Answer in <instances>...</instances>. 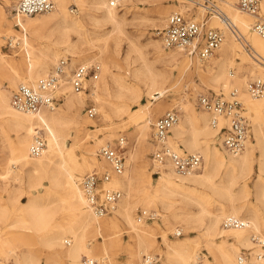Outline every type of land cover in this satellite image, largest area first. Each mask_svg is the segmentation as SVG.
I'll use <instances>...</instances> for the list:
<instances>
[{
  "label": "bare ground",
  "instance_id": "1",
  "mask_svg": "<svg viewBox=\"0 0 264 264\" xmlns=\"http://www.w3.org/2000/svg\"><path fill=\"white\" fill-rule=\"evenodd\" d=\"M68 1H73L79 6L78 11L82 13L81 16L91 17L94 33H99L98 35L104 38L109 35V55L107 50L103 47H96L93 42L96 48L92 55L77 56L82 61L81 64L98 61L97 64L101 66L103 77L101 81H98L100 76L98 79H90L86 90L76 92L70 81L72 73L68 75L69 81L63 76L56 90L59 96L58 90L62 88L64 95L62 105L55 108H43L39 112H27L16 108L12 104L11 90L0 86V119L3 125L14 131L16 135L13 145L9 148V154L5 158L6 171L1 176L5 181V186L13 184L11 186L14 187V192L25 193L28 197L27 202L20 203L19 196L11 195L8 204H0V239L6 242L8 239L5 237L12 233L17 236L18 241L22 240L24 244H31V239H37L47 248L44 253L45 262L42 261V252H44L42 249L38 252L29 248L16 253V264H62L65 261L68 264H85L84 255L85 258L105 260L109 259L111 252L113 253L122 246V236L116 226L125 223L132 233L131 240L133 241L130 245L129 264H144L145 257L142 261V255L157 256L159 262V256L151 253L154 250H160L157 246V236L149 231V228H152L150 224L135 216L136 206L131 200L135 192L132 168L118 174L111 164L99 154V149L104 145L105 140L109 135L114 134V132L109 133V129L115 124L114 116H120L126 108L116 106L117 114H113L114 112L108 105L101 102V91L108 84L109 88L114 89L117 98L131 95L135 101H140L143 96L141 92V85H143L146 96L156 100V102L149 101L144 105V115L131 131L142 140L139 153L140 156H144L146 151L144 145L148 142L153 123L152 110H161L162 105L157 101L165 98L186 73L193 71L203 79L207 77L206 83L210 87L227 89L232 79L237 80L235 78L240 71H247L251 76L255 75L257 69L264 71V37L258 34L252 25V16H257L242 9L238 0H219V5L225 11L218 4L216 6L229 22L223 21L220 17H214L210 19V25L215 26L212 24L213 21H219L224 26L222 28L224 33L229 30L231 34H228L227 40L218 50L219 56L215 57L212 70L210 73L206 72V75L200 64L192 62L181 50L168 49L165 44L163 47L159 39H151L146 45L142 44L139 37L135 38V35L128 32V26L131 24V19L127 16L129 11L122 13V9L112 5L113 0H54L55 9L47 12V15L42 13V15L26 17L16 16V25L21 26L22 31L20 32L22 33L21 35H8L17 37L22 46L21 51L25 54L26 64L14 57L0 55V76L8 80L10 87L17 90L19 81H21L20 84H36L39 79L55 72L52 70V65L58 64L57 68L62 59H65L62 58L59 61L62 55L60 48H66L67 52L70 51L69 49L76 44L73 40L74 35L79 40L92 41V38L88 36V29H84L83 18H74L70 15L66 5ZM116 1L115 4L118 5L122 4V1L124 5L134 2V0ZM177 1V3L160 6L155 10L153 26L166 28L167 18L172 13H190L197 2L201 6L198 12L201 13V10L207 12L206 7L208 6L204 5L205 0ZM10 2L7 0V5H10ZM209 3L212 5L213 2L209 1ZM9 16L8 11L0 7V28L10 26ZM132 17V19L139 17V12L136 10ZM195 18L201 21L204 19L203 17ZM104 25H109V30L106 31V27H102ZM165 28L160 34H163ZM249 29H252L253 33L247 38L245 32L248 34ZM239 34L242 35L243 40L238 42L244 49L246 48L249 56L242 57L241 62L236 61L239 56L237 52ZM244 42L251 46L252 52H250L249 45ZM124 44L127 45L125 65L128 68L129 77L115 70L116 67H121L117 66L112 53L113 51L118 52ZM144 47H151L153 60L148 57ZM156 61L164 62L166 68L156 69L154 65ZM235 64L239 66L234 67ZM25 65L26 68H23ZM21 68L25 70V75ZM240 84L244 88L243 93L241 92L243 101L248 109L255 113L253 133L250 138L248 137L245 149L238 155L232 154L225 148L223 137L217 140L223 128L227 124L230 126L229 118L215 113L213 115L212 112L206 110H198L194 103L195 95L192 99L180 101L182 114H180L179 122L171 129L167 144L180 153H186V151L200 153L203 158L202 165L192 173L180 174L170 160L160 164L155 161L160 176L157 177V185L153 193L144 194L143 199L145 201L144 210L147 212L151 207H157L159 202L164 203L163 212L154 211L153 214L159 215L164 224L176 234L182 233V230L201 228L203 234L209 239L212 238L211 236H232L235 242L246 250L255 251L257 246L252 239L253 234L264 239L262 212V209L264 210V185H261L255 193L257 199L261 201L262 208L257 204H245L250 195L247 184L238 192L235 187L241 181V177L249 174L255 160H258L260 170L264 171V118L262 114L264 102L256 101L258 97L249 94L245 78ZM233 90L238 93L236 88L232 89L228 93L230 96ZM88 99L99 103L98 107L103 118L109 122V127L95 131V136L100 132H103L105 136L94 137L93 144L87 147L89 155L79 159L75 153L76 146L66 147L64 139L67 125L71 120L77 122L78 134L85 132L84 136L89 138L91 133L89 125L96 121H91L82 114ZM215 118L218 119L217 126L213 123ZM37 130L39 133L44 132L42 135L46 141V147L40 155L33 156L30 149ZM256 151L259 154H256ZM130 155L133 157L134 152L130 151ZM94 164L109 170L112 174L109 188L117 187L118 189L119 187L125 192L113 209L112 216L108 215L110 213L100 215L93 212L88 206L82 189L81 180L84 176L81 177V175L93 171ZM44 179L49 180L48 184L43 183ZM24 183L27 185L23 187ZM40 188H43V193H40ZM208 196L217 203L213 211L208 204ZM176 202L179 205L173 208L168 205V203L176 204ZM159 209L158 207L157 210ZM58 215H62V218H58ZM231 216L243 219L247 226L225 228L221 223L223 219L225 221ZM171 219L180 220L182 223L180 228L170 225ZM193 223L200 225L195 226ZM97 235H100L103 240L99 241ZM162 237L166 240L165 234ZM192 242L194 244L191 241L167 243L166 261L163 264H203V259L197 250L199 245L197 241ZM227 242V239L223 240L224 244ZM207 246L213 262L206 261L205 264H239L238 257L241 253L236 247L224 248L223 245H216L213 242H209ZM105 261L109 264V260Z\"/></svg>",
  "mask_w": 264,
  "mask_h": 264
},
{
  "label": "rangeland",
  "instance_id": "2",
  "mask_svg": "<svg viewBox=\"0 0 264 264\" xmlns=\"http://www.w3.org/2000/svg\"><path fill=\"white\" fill-rule=\"evenodd\" d=\"M10 5H7V0H0V7H3L4 9H6L8 11V13L10 14V20H11V24L9 27H3L0 28V55H7L9 57H14L17 60H21L24 62V64H26L25 61V54L24 52H22V46L20 45L18 47V49H12L9 46H7V42L4 39V35H8V34H20L22 32L21 26L20 25H16V12H15V8L17 5L18 0H10ZM177 0H134V2H131L129 4L124 5L123 1L122 4L119 3L118 6H120L119 8L122 9L121 12L124 13L126 10H128L129 12L127 13V16L129 17V19H131V24L130 26H128V32L131 35H135L134 37H139V40L142 44L146 45V43L149 40H153V39H159L161 42V45L164 47V43H163V39L162 36L163 34H160L165 27H160V26H153L154 20L153 17L156 16L155 10L157 8H159L160 6H166L168 4H174L177 3ZM219 5V0H217L216 2ZM67 5V9L70 12V15L74 18H83V23L85 25L84 29H88L87 33L88 36L90 38H92L91 42H87L84 39H78L76 35L73 36V40L75 41V46L71 47L69 50L70 51H66V48L61 47L60 48V52L62 53V55L59 57V61L62 58H65L68 60V65L66 67V76H64L66 80L69 81L68 75H70L72 73V71L75 69V67L78 64H81L82 61L79 60V57H77L78 55H92L93 52L95 51L96 47H103V49L108 51V55H109V35H107L108 37L104 38L102 36H99V33H94L93 30V20L91 19V17L89 15L86 16H81L82 13H80L78 11V7L73 1H68L66 3ZM220 6V5H219ZM200 5H198L197 7L195 5H193V10L189 13V12H185L183 14H185V16H194V17H198V18H206L207 17V12L206 10H201L200 12ZM221 9H223L220 6ZM55 9V8H54ZM53 9V10H54ZM52 10V11H53ZM139 12V17L132 19L133 17V13H135V11ZM190 10V9H189ZM188 10V11H189ZM199 10V12H198ZM224 10V9H223ZM225 11V10H224ZM261 15L264 17V0L261 1V9H260ZM49 13V12H48ZM42 15V14H41ZM43 15H47V12L44 13ZM209 17V15H208ZM253 23L252 25L254 26V23L257 19V17H253ZM168 19V18H167ZM215 26L219 27V28H223L224 26L222 25L221 22L219 21H213V23ZM102 27H106V31L109 30V25H104ZM239 27V26H238ZM27 34V32H25ZM252 29H249L248 34L247 32H245L246 37L248 38V36L252 35ZM228 34H231V31L226 30L225 32V41L227 40V36ZM239 39L237 40V43H239L238 48H237V52L239 53L238 58H236L237 62H241V58L242 57H249L247 54V50L246 48L244 49L240 42V40H243L242 35L239 34ZM264 39V38H263ZM96 45V47L94 46V44ZM244 44H248L247 42H244ZM249 45V44H248ZM223 46V45H222ZM221 46V47H222ZM21 47V48H20ZM250 48V52H252L251 46H248ZM114 49H116V47L114 46ZM169 49V48H168ZM126 50H127V45L124 44L121 46L120 50L117 52L113 51V49L111 51H113L112 53L114 54V60L117 64V66H120L121 68L116 67L115 70L117 72H121L122 74L126 75L129 77V74H127V67L125 65V55H126ZM144 50L147 52L148 57L153 60L154 56L152 53V49L151 47H144ZM174 50V49H171ZM176 50V49H175ZM219 56V51L216 52V54L208 61H200L198 58L194 57L192 58V62L196 63V64H200L203 69L205 70V74L207 75V73H210V71L212 70L211 68L213 67V60L215 59V57ZM185 59V58H184ZM188 59V58H187ZM250 59V58H249ZM92 60V59H91ZM186 61V60H185ZM89 63H99L98 61H91ZM58 65V64H57ZM55 63L52 65V70L55 71L54 69L57 66ZM155 67L158 70H164L166 68L164 62L162 61H156L155 62ZM239 64H235L234 67H238ZM103 67V66H102ZM23 68H26L23 66ZM233 70H237V68H233ZM22 73L25 75V70L21 68ZM207 72V73H206ZM263 74H260V73ZM260 74V75H259ZM50 75V74H49ZM262 76L263 80H264V71H262L261 69H257L255 71V75L251 76L250 73H248L247 71H240L237 73V77L234 80L232 79V83H230V85L227 87V89H220L221 87H219L218 89H215L213 87H210L206 81H207V77H205L206 79H203V77H201L198 73H195L193 71L188 72L185 74L184 78L179 79V81H177V84H175V88H173L165 98H162L161 100L157 101L158 103H161V110H152L151 116L153 117V123L151 124V129H150V134H149V139L148 142L145 143L144 148H145V155L144 156H140L139 153V149L141 148V143L142 140L140 139L139 136H136L135 134L131 133V131L135 128V126L137 124H139V122L141 121L142 116L144 115V105L147 104L149 101L153 102L156 100L155 99H150V96H146L145 94V88L143 85H141V92L143 94L142 98L140 99V101H135L133 99V97L131 95H124V97L121 98H117L116 97V93L114 91L113 88H109L107 82V87L104 88L101 91V96H102V100L101 102H104L105 104L108 105V107L110 108V110H112L114 113L113 114H117L116 113V106H125V112H123L120 116H114V120H115V124L113 125L114 127L109 129V133L110 132H114L113 135H109V137L105 140L104 145L106 144H110L112 145L114 148H117L119 146L118 144V140L121 136H124L126 139V143L123 149H119V151H122L126 157V169L125 171H127V169L132 168V174L134 175V184H133V188L135 189L134 195L132 196L133 200V204H135V216L137 218H139V212L141 210H144L145 208V201L143 199V195L146 193L152 194L153 191L155 190V187L157 185V177L160 176L159 173V168L156 166V162L154 160L153 157V153L156 149V142L153 139V133H154V123L155 121L161 117L162 115H164L166 112H168L169 110H177L179 112V114H182V110L179 106L180 101H184L187 100L189 98H193L195 95V106L198 110H206L204 109L199 102V96L202 94H211V93H217V94H221L223 97H225L226 99H230L231 96L228 94L230 92V90L232 89H237L238 90V98L242 101L243 103V111L244 114L247 116L248 120H249V126H250V131H249V138L251 137L252 133H253V121H254V112L251 111L250 109H248L247 104H245V102L243 101L241 92L243 93L244 88L242 87V85L240 84V82L242 80H244V78L247 80V88L249 89V94L252 95V92L250 91V82L255 80V79H260L259 77ZM102 73L100 75V78L98 79V81L102 80ZM107 79L109 80V77H107ZM106 79V80H107ZM91 80H94L91 78ZM239 81V82H237ZM21 81H19L18 85L20 84ZM23 82V81H22ZM0 86L2 87H8L11 90V93L13 94L14 90H16L15 88H12L9 86V82L7 79H5L3 76H0ZM62 89V88H61ZM61 89L58 90V95L61 98V101L59 102V105H62L63 103V99H64V95L63 92L61 91ZM254 98V97H253ZM256 101L259 102H264V98H257ZM99 103H96L95 101L88 99V101L86 102V104L83 107V111L82 114L84 116L87 117V119L89 120H95L96 123H91L89 125V131L90 136L88 138L85 137V132H81L80 134H78L77 131V122L75 120H71V122L67 125V133H66V137L64 139L65 145L66 147H75V153L78 155L79 159H82L83 156H87L89 155V151L87 150V147H89V145L93 144L94 142V137H97V135L99 137H104L105 134H103V132L98 133L95 136V131L99 128L103 129L105 127H109V122L107 120H105L102 116V113L98 107ZM114 104V105H113ZM95 106V108L98 111V115L95 118H91L88 114H87V107L88 106ZM208 111V110H206ZM211 112V111H209ZM213 113V112H212ZM262 114H263V118H264V104L262 106ZM213 115H215L213 113ZM96 125H99V127H96ZM6 125H3V121H1L0 119V204L4 205V204H8L9 203V199L10 196L12 195H17L19 196L20 199V203H25L28 200L27 194L23 193L20 194L19 192H14V187L11 185H6L5 186V181L2 178V174L5 173L6 171V164H5V158L7 157V155L9 154V148L10 146L13 145V142L15 140V132L10 130ZM228 126V124L226 125ZM225 126V127H226ZM111 127V126H110ZM105 131V130H103ZM43 132V131H42ZM225 130L221 132V134H219L217 136V140L220 139V137L224 139V133ZM44 134V132H43ZM45 136V135H44ZM103 145V146H104ZM151 147V149H150ZM100 151V149H99ZM130 151L134 152V156L131 157L130 155ZM186 153H190L188 151H186ZM256 154H259L258 151H256ZM165 165V164H162ZM134 166V167H133ZM95 169H100V170H107L105 168L100 167L99 165L94 164L92 167V170L94 171ZM124 171V172H125ZM92 172V171H91ZM87 173L90 172H85L82 176H85ZM112 176V174H111ZM112 178V177H111ZM9 181V180H7ZM11 181V178H10ZM151 181V182H150ZM49 180L48 179H44L43 183L44 184H48ZM13 183V182H12ZM245 184H247L249 186V191H250V195L247 198L245 204L248 205H252V204H257L259 205L261 208V201L257 199V196L255 195L256 191L259 190L261 185H264V171H261L259 168V162L258 160H255L251 171L249 172L248 175H246L245 177H241V181L238 182L237 186L235 187V190L238 192L243 186H245ZM16 185V184H15ZM27 183L23 184V187L26 186ZM117 189V187H114ZM118 189H120L123 192V196L125 195V192L118 187ZM28 190V189H26ZM40 193H43L44 190L43 188L39 189ZM200 194V193H199ZM206 194V193H205ZM208 200V204L210 206V209L213 211L216 209L217 207V203L215 201H212V198L208 196L207 198ZM168 205H171V207L173 208L175 205H179L177 202L175 203H168ZM158 207L160 208L159 211L157 210ZM163 208H164V203L163 202H159V204L157 205V207L153 206L151 207V209L147 212L150 215L153 216V219L151 220H145L146 223L150 224L152 228H149L152 234H155L157 236V246L160 248V250H154L152 251V255H158L160 260L158 262V264H163L166 261V245L167 243H178V242H190L193 243L192 241H197L199 247H198V253L199 255L202 257V261L203 264H205L206 261H211L213 262V257L211 255V253H209L208 250V243L209 242H213L216 245H223L224 248H230V247H236L238 249V252L241 253L243 250H246L242 245H240L239 243L235 242V239L232 236H211L212 238L209 239V237L205 236L201 230V228H194L191 230H187V231H183L181 235H177L174 231L170 230L169 227L167 225L164 224V222L162 221V219L158 216H155L153 214V212L155 211L156 213L158 212H163ZM14 209V208H13ZM195 209V207H194ZM154 212V213H155ZM263 212V217H264V210L262 209ZM109 216L113 215V212L111 211L110 214H108ZM62 215H58V218H62ZM244 218V217H243ZM224 219L222 221V225H223ZM180 224L181 221L177 220V219H171L170 220V225H174V226H178L177 228H180ZM196 225H200L199 223H193ZM194 226V225H193ZM119 231L121 233L122 236V246L117 248L116 250H114V252L110 253L109 255V264H129V260H130V256H129V252H130V245L133 243V241L131 240V236L132 233L129 230V227L125 224V223H121L118 224V226H116ZM165 234L166 235V240L163 239L162 235ZM99 241H102L103 238H101L100 235H97ZM17 236L14 234H8L5 239H8L6 242H2L3 240L0 239V262L2 264H16V253L17 252H23L25 250L33 249L34 251H38L42 249V261L45 262V255L44 253L46 252L47 248L44 247L43 245L40 244V242L37 239H31V244H24L22 240L18 241ZM227 239V243L224 244L223 240ZM29 241V242H30ZM194 244V243H193ZM66 245V244H65ZM232 249V248H231ZM41 252V251H40ZM146 255H142V261L143 258ZM85 255H84V259H85ZM142 263V262H141ZM62 264H68L66 261L62 262Z\"/></svg>",
  "mask_w": 264,
  "mask_h": 264
},
{
  "label": "built area",
  "instance_id": "3",
  "mask_svg": "<svg viewBox=\"0 0 264 264\" xmlns=\"http://www.w3.org/2000/svg\"><path fill=\"white\" fill-rule=\"evenodd\" d=\"M212 1V5L209 3ZM262 0H238V4L245 11L257 16L254 23L255 31L264 37V17L261 15ZM117 1L113 0L112 5ZM217 0H205L207 17L202 21L195 17L185 16L181 12H174L168 18V24L163 32V41L167 48L183 51L190 59L196 57L202 61L210 60L221 48L225 40V33L222 28L210 25V19L220 17L223 21L229 22L223 12L216 6ZM199 2L195 3L197 7ZM120 7V6H118ZM55 8L54 0H18L15 12L16 16L26 17L50 12ZM7 46L18 49L20 46L17 37L4 35ZM68 65L67 59H62L55 72L39 79L36 84L22 83L12 94V104L27 112H39L43 108H55L61 98L57 96L56 90L65 76V68ZM101 73V66L95 64H79L72 71L70 77L71 85L76 92L87 89L88 81L91 78L98 79ZM250 91L255 97L264 98V80L255 79L250 82ZM200 105L215 114L229 118L230 126L225 130L223 143L227 151L232 154H240L246 147L250 126L249 120L243 111V103L238 98L236 90L231 92V98L226 99L221 94L211 93L199 96ZM87 114L91 118L98 115L95 106H88ZM180 114L177 110H169L159 117L154 123L153 139L156 142V149L153 153L157 163H166L169 160L173 163L176 171L180 174H189L198 170L202 165L200 153H180L167 144L171 129L179 122ZM214 125H218V119H214ZM126 143L124 136L118 140L119 146L114 148L109 143L102 146L99 154L104 157L112 166L113 170L121 174L126 169V157L122 151ZM46 147V141L42 131L37 130L30 152L33 156L40 155ZM109 170L95 169L87 173L81 180L82 189L86 195L88 206L96 214H108L117 206L123 196L120 189L109 188L111 180ZM139 220H151L153 216L145 210L139 212ZM223 226L225 228L246 227L247 223L237 217H228ZM181 235V233L177 234ZM252 239L256 244V250H243L238 257L239 264H264V239L253 234ZM157 256H145L144 264H157ZM106 260V259H105ZM103 259L85 258V264H108Z\"/></svg>",
  "mask_w": 264,
  "mask_h": 264
}]
</instances>
